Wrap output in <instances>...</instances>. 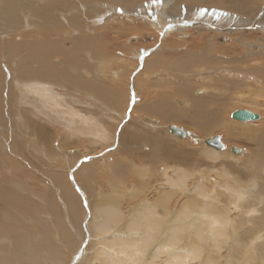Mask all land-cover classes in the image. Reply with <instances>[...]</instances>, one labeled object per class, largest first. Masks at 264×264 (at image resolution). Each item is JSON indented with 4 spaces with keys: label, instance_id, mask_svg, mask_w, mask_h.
<instances>
[{
    "label": "bare ground",
    "instance_id": "6f19581e",
    "mask_svg": "<svg viewBox=\"0 0 264 264\" xmlns=\"http://www.w3.org/2000/svg\"><path fill=\"white\" fill-rule=\"evenodd\" d=\"M149 37L128 75L108 69ZM168 121L224 150L170 123L173 146ZM115 137L152 142L151 166L105 154ZM111 172L139 188L104 200L90 184ZM0 264H264V0H0Z\"/></svg>",
    "mask_w": 264,
    "mask_h": 264
},
{
    "label": "rangeland",
    "instance_id": "374dc122",
    "mask_svg": "<svg viewBox=\"0 0 264 264\" xmlns=\"http://www.w3.org/2000/svg\"><path fill=\"white\" fill-rule=\"evenodd\" d=\"M151 2H152V4H154V3H156V2H154V0H151ZM224 10H220V9H218V13L219 14H221L222 12H223ZM191 29V28H190ZM251 30H252V28H247L246 30H245V32H251ZM214 33H218V32H214ZM220 33V32H219ZM260 33V32H259ZM193 34H194V31H193ZM170 37V36H169ZM186 38H188V40H190L189 42H191L192 40H193V36H191V35H187L186 36ZM168 39V38H167ZM203 40L205 41V43H209V41L210 42H214V37L213 36H211V37H203ZM154 43V40H153V38H152V40H151V37H149V38H147L146 39V42H142V41H137L136 39L135 40H133L132 41V45L130 46L131 48H130V50L129 51H131L130 53H126V52H119V50L120 49H122L121 47H118V46H113L112 48H111V50L115 53L114 55H113V61L111 62V63H109L108 64V66L109 65H111V66H109L108 67V69L110 70V71H113V72H117V74L121 77V75L123 74V73H126L127 75H128V72L126 71V72H123V70H125L127 67L125 66L124 67V64H125V58H128V60L129 61H133L134 60V58H135V53L139 50L140 51V53H139V55L141 54V53H143L144 51H146V52H157V50H155V49H157L158 48V43H155V45H153L152 47H149V48H147V47H144V46H150V45H152ZM135 44V45H134ZM186 44H188V43H186ZM133 45H134V47H133ZM157 45V46H156ZM139 48V49H137V50H135L136 48ZM116 50H115V49ZM118 48V49H117ZM133 48V49H132ZM147 48V49H146ZM133 51H132V50ZM118 50V51H117ZM179 50H181V49H179ZM179 50H178V52H179ZM181 51H183V50H181ZM116 53L117 54H119V53H121L122 55H121V57H122V59L121 58H119V57H117V55H116ZM126 54V55H124V54ZM124 57V58H123ZM117 58V59H116ZM119 59V60H118ZM127 61V60H126ZM131 61V62H132ZM138 62H140L139 60H138ZM114 64V65H113ZM139 65H141V62L139 63ZM113 66H115V67H113ZM118 66H120V67H118ZM122 67V68H121ZM123 67H124V69H123ZM139 67H141V66H139ZM118 68H120L119 70H118ZM112 69V70H111ZM116 69H117V71H116ZM140 70H142L143 68H139ZM109 70H107V73L108 74H112V72L110 73V71ZM121 71V72H120ZM139 71H137V73H138ZM143 75H141V77H139L140 79L142 78L144 81H145V78L144 77H142ZM127 79V80H126ZM135 77H133V79L132 80H129V77H127V78H124V80L122 79L121 80V82H117V83H114V85H116L117 87H121L122 88V91L124 90V92H123V94H125L126 93V95H124L123 97H125L124 99V101H125V103L127 102L128 103V105H125V103H124V105L125 106H123V109H121L120 110V112H123L124 110V112H125V114L128 116H130V114L131 115H133V113H132V111H133V108H134V106L135 105H137V104H139V102L141 103L142 101V96H143V94L142 93H139V90H136V89H134V92H135V90H136V92H137V94H138V97H137V102L136 101H134L133 99L132 100H128L127 98H126V96L128 97V92L127 91H129L130 93L132 92V89H131V87H129L130 89H128V83L130 82V84H133L134 85V83H135ZM141 79V80H142ZM127 81V82H126ZM129 81V82H128ZM134 81V82H133ZM129 84V85H130ZM126 85V86H125ZM137 87V86H136ZM154 89H157V88H154ZM133 93V92H132ZM142 94V95H141ZM135 102V103H134ZM131 103V104H130ZM134 103V104H133ZM176 103H177V101H176ZM177 105V104H176ZM126 107H128L127 109H126ZM179 107V106H178ZM248 107V108H247ZM249 105L248 106H237L236 108H235V110L234 109H232L231 111H229L228 112V114H230V116L228 115V117H229V119H231V120H234V121H236L237 122V120L236 119H234L233 118V116H232V114L234 113V111L236 112V110H239V109H245L246 110V108L247 109H249ZM239 108V109H238ZM234 110V111H233ZM233 112V113H232ZM261 113V114H260ZM260 113H259V115H260V120H261V118L263 117V112L262 111H260ZM140 114H142V112L140 113ZM139 114V115H140ZM258 114V113H257ZM128 116V117H129ZM141 117H145V118H147V119H149L150 121H157L156 120V118H150V116H147L146 114L144 115H140ZM132 117V116H131ZM117 118V117H116ZM125 119V118H124ZM123 119V120H124ZM119 120V119H118ZM142 120H144V119H142ZM121 121V120H120ZM120 121L118 122V123H114L112 126H114L115 128H117L116 126H118L119 124H120ZM159 121H157V123H158ZM171 122L170 121H168V122H166L165 123V130H168V125L170 124ZM117 124V125H116ZM175 125V126H177V127H179V128H181V126L182 125H180V124H175V123H171L170 125ZM116 125V126H115ZM179 125V126H178ZM113 127V128H114ZM112 128V129H113ZM181 129H183L184 131H193L194 133H197V135H195L194 133H192L194 136H195V138H197V143H195L196 145H199L200 147H204L205 145H207L206 143H205V139L207 140V135H208V133L207 132H200V131H195V129L194 128H192V127H189V128H186L185 126H184V128H181ZM186 129V130H185ZM188 129V130H187ZM114 131H115V129H114ZM117 131V130H116ZM116 131L114 132V133H116ZM190 131V132H191ZM166 133H167V138L166 139H168L167 141L169 142V143H172L173 144V146H180L181 144L179 143V142H177L176 140H175V138L171 135V133L169 132V130L168 131H166ZM168 135H170V136H168ZM173 135H175V134H173ZM175 136H177V135H175ZM214 136H219V137H221V140H222V142L223 143H225L224 142V136L222 135V134H215V135H213V137ZM177 137H179V136H177ZM170 138H172V139H170ZM182 138V137H181ZM174 139V140H173ZM184 139V138H183ZM204 139V141H202ZM120 140V138H118V140H117V138L115 137V139L112 141V142H110V149H108V148H106L107 150H105V154L106 153H110V151L109 150H116V148L117 147H119V149H117V155H114L113 157H112V159L114 160V157H118V159H116L115 158V160L114 161H119V158H120V161L119 162H121V161H124L125 159H127L128 158V156H127V154L128 153H130L132 156H133V154H134V156H133V161L136 163V164H138L139 165V163H143V162H145L146 164H144V166H151V165H147V160H146V155L148 154V151L151 149V145H152V142H148V145L146 146V148L144 149L142 146H139V148L138 149H136V145L135 144H137L138 143V140H136V139H134V138H132L131 139V141L129 142L128 140L129 139H127V138H125L124 140H122L121 139V142L119 141ZM171 142H170V141ZM126 141V142H125ZM121 143V144H120ZM234 143L236 144V145H234ZM133 144V145H132ZM226 144V143H225ZM225 144H224V147H225ZM232 144V145H231ZM118 145V146H117ZM123 145V146H122ZM138 145V144H137ZM241 145H243L241 142H232V143H229V146L230 147H239V148H241L240 146ZM246 145V147L248 148V144L246 143L245 144ZM114 146V147H113ZM132 146V147H131ZM135 146V147H134ZM150 146V147H149ZM207 146H209V145H207ZM211 147V146H210ZM243 148V147H242ZM76 149V148H75ZM78 150V149H77ZM120 150V151H119ZM138 150H141V152H139V154H138ZM222 150H224V149H222ZM72 151H74V150H72ZM99 151H102V150H99ZM99 151H96V152H99ZM145 152V153H144ZM100 153V152H99ZM120 153V154H119ZM126 153V154H125ZM144 153V154H143ZM137 154V155H136ZM138 155L140 156V158L138 157ZM127 156V157H126ZM123 157V158H122ZM134 157H136V158H134ZM138 159V160H137ZM141 159V160H140ZM143 159V160H142ZM82 160V159H81ZM81 160H79V162L76 164V166L77 165H79V163H80V161ZM129 160V159H128ZM142 161V162H141ZM148 163H149V161H148ZM160 163V162H159ZM158 163V164H159ZM164 163V162H163ZM163 163H161V165L159 164V166H162V165H164ZM76 166H74L73 165V167L71 168L72 170L76 167ZM158 165L157 164H155V167H157ZM65 167V166H64ZM154 167V166H153ZM107 171H108V169H107ZM114 172H115V170H114ZM134 174L136 173V171L135 172H133ZM114 174V173H113ZM112 174V172H111V174H110V182H111V184H110V182H108L110 185H112V186H110L108 183H104L105 184V187H103V189L102 188H99L98 187V185H95V183L96 184H101L100 183V181L99 180H97L96 182H94V184H90L91 185V187H93V190H94V192H98V191H100V193H103V195H106L105 196V198H104V200H108V199H110V198H112V196H113V192H115V190H116V184H118V185H121V184H119V181H122L121 180V178L119 177V175L116 173V175L114 176ZM134 174H133V176L132 175H129L127 178L126 177H123L124 178V183H123V185H121V187H118L117 188V190H119V191H121V193L123 194V191H124V187H129V186H133V187H138L139 188V186H140V180L138 179V178H136V176H134ZM69 178L71 177L70 175L68 176ZM67 177V178H68ZM131 177V178H130ZM112 178V179H111ZM126 178V179H125ZM128 178H130V179H128ZM155 178V177H154ZM45 179H43V181H44ZM126 180H127V182H126ZM128 180H129V182H128ZM131 180V181H130ZM152 180H153V178H152ZM45 182V181H44ZM123 182V181H122ZM131 183V184H130ZM136 185H135V184ZM108 184V185H107ZM124 184H126V185H124ZM103 185V184H102ZM107 185V186H106ZM114 186V187H113ZM123 186V187H122ZM105 188V189H104ZM107 189V190H106ZM39 190V193H42L43 194V190L40 188V189H38ZM96 190V191H95ZM110 190V191H109ZM110 194V193H112V194H110V197H109V195L108 194ZM122 194H121V196H122ZM80 197L82 196V194L81 195H79ZM106 197H108V198H106ZM126 199V198H125ZM125 199H123V196L120 198V201H121V203L123 202L124 204H122V206H124L125 205V207H126V200ZM80 200L82 201V200H85V198H83V197H81L80 198ZM86 203V204H85ZM85 204V205H84ZM84 204H83V207L86 209H88V205H87V202H85L84 201ZM93 207V206H92ZM82 217H83V214H82ZM68 227L69 228H71V227H73V225H71V223L68 221ZM89 240V239H88ZM90 241V240H89ZM85 245H87V244H85ZM89 246V245H88Z\"/></svg>",
    "mask_w": 264,
    "mask_h": 264
},
{
    "label": "water",
    "instance_id": "95a60500",
    "mask_svg": "<svg viewBox=\"0 0 264 264\" xmlns=\"http://www.w3.org/2000/svg\"><path fill=\"white\" fill-rule=\"evenodd\" d=\"M233 118H237V119H242V120H253V119H256L258 116L254 113H251L249 110H245V109H242V110H236V112H234L233 114ZM170 132L179 136V137H182V138H185L187 137V132L184 131L183 129L179 128V127H176V126H171L170 127ZM205 143L215 149H218V150H221V149H224V143L222 142L221 140V137L219 136H214V137H211L207 140H205ZM232 148V152L237 154L239 152H242V149L239 148V147H231Z\"/></svg>",
    "mask_w": 264,
    "mask_h": 264
},
{
    "label": "snow or ice",
    "instance_id": "6c2138e0",
    "mask_svg": "<svg viewBox=\"0 0 264 264\" xmlns=\"http://www.w3.org/2000/svg\"><path fill=\"white\" fill-rule=\"evenodd\" d=\"M154 2H157V3H159V2H160V0H154Z\"/></svg>",
    "mask_w": 264,
    "mask_h": 264
}]
</instances>
